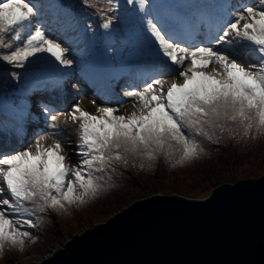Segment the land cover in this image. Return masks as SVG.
Segmentation results:
<instances>
[{"label": "snow or ice", "instance_id": "obj_1", "mask_svg": "<svg viewBox=\"0 0 264 264\" xmlns=\"http://www.w3.org/2000/svg\"><path fill=\"white\" fill-rule=\"evenodd\" d=\"M0 63L22 70L3 74L0 142L36 125L28 147L0 152V255L123 169L184 166L206 145L264 136V0H0ZM81 81L104 98L95 114L64 102ZM45 95L60 103L40 99L34 112Z\"/></svg>", "mask_w": 264, "mask_h": 264}, {"label": "water", "instance_id": "obj_2", "mask_svg": "<svg viewBox=\"0 0 264 264\" xmlns=\"http://www.w3.org/2000/svg\"><path fill=\"white\" fill-rule=\"evenodd\" d=\"M42 264H264V176L136 202Z\"/></svg>", "mask_w": 264, "mask_h": 264}, {"label": "rangeland", "instance_id": "obj_3", "mask_svg": "<svg viewBox=\"0 0 264 264\" xmlns=\"http://www.w3.org/2000/svg\"><path fill=\"white\" fill-rule=\"evenodd\" d=\"M1 71H9L3 63H0ZM80 103L93 114L97 106L104 105L93 103L87 97ZM123 110L130 112L131 105ZM66 126L71 131L69 141L75 147L77 138L72 137L75 125L69 122ZM206 147L205 154L184 166L173 168L164 157H160L151 169L147 166L141 169L137 163L123 169V175L116 177L115 186L95 200L84 205L66 206L63 212L49 210L32 230L33 235L26 239L23 250L5 246L0 264H42L79 232L93 229L134 203L161 193L212 194L219 186L241 182L242 177L264 176V136L250 141L225 139L220 145ZM65 155L75 166L76 161L72 162L75 153L66 151Z\"/></svg>", "mask_w": 264, "mask_h": 264}, {"label": "bare ground", "instance_id": "obj_4", "mask_svg": "<svg viewBox=\"0 0 264 264\" xmlns=\"http://www.w3.org/2000/svg\"><path fill=\"white\" fill-rule=\"evenodd\" d=\"M249 2H251V0H249ZM237 51H238V53H239L240 56L245 55V52H244L243 49H238ZM88 90L91 91L92 96L94 98H96V99H98L100 101H104V98L102 96L96 95L94 89H92L88 84L80 82V93L77 94V95H75V96H70V97L67 96L64 102L66 104H69V102L72 101V100H74V98L76 100H78V101H81ZM117 91H119V88H117ZM40 99H43L44 101L47 102V100L45 99V96H43V97H34L33 98V111L34 112L37 111V110H39V108L36 106V103ZM64 118H65V116H60V117H58V120H57V123L60 125V127H61L62 130H63V127L61 125V121ZM34 130H35V126L34 125H32V126L29 127V129H28V135H27L26 139L23 142H18L15 138H12L10 140H7L6 143L5 142L2 143L3 144L2 146L7 147L8 150H11L12 152L14 151V148H16L18 145H22L23 144L26 147H28L29 146V141L33 139L32 133H33ZM53 142H54V139L53 138H49L46 141V144H50V143H53ZM75 161H76V157H73L72 162L75 163Z\"/></svg>", "mask_w": 264, "mask_h": 264}]
</instances>
